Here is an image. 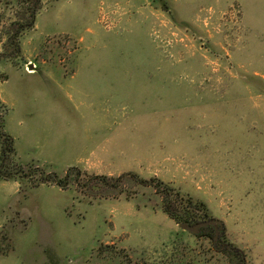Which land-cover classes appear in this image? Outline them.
Listing matches in <instances>:
<instances>
[{
  "label": "rangeland",
  "instance_id": "374dc122",
  "mask_svg": "<svg viewBox=\"0 0 264 264\" xmlns=\"http://www.w3.org/2000/svg\"><path fill=\"white\" fill-rule=\"evenodd\" d=\"M0 264H264V0H0Z\"/></svg>",
  "mask_w": 264,
  "mask_h": 264
},
{
  "label": "trees",
  "instance_id": "16d2710c",
  "mask_svg": "<svg viewBox=\"0 0 264 264\" xmlns=\"http://www.w3.org/2000/svg\"><path fill=\"white\" fill-rule=\"evenodd\" d=\"M37 4L39 3L38 1H36ZM35 10V9H34ZM35 24V22L32 20L31 23H29V26H33ZM4 137V141H5V145L8 149V151L10 153H13L15 155V148H14V140L11 136L9 135H2ZM39 172L41 175V181L43 183H49V182H56L57 184L60 183L62 180V178H60L59 175H57L56 173L53 174H46L42 169L39 168H35L34 172ZM73 172H76L77 178L76 181H80V177H83V175L88 176V174H82L78 168L72 167L68 170V172L66 173L65 177H64V182L68 181L69 178L72 176ZM11 176H14V173H7L5 178H10ZM90 183H88V185L90 184H95L94 181H98L99 184L101 185V187L103 186L104 189L108 188V186H112L115 182L118 183V185H121L123 182L127 181H134L136 180L139 183L142 184H146L148 183L147 180H143L141 179L138 175L136 174H126V175H122L121 177L118 178H110L108 176H90ZM114 181V182H112ZM154 181V186L156 187L157 190L163 192L167 191L166 194L169 195L170 191L168 190L169 188L164 185L162 182L157 181L155 179H153ZM87 185V186H88ZM98 185V184H95ZM179 197V198H178ZM164 209L165 212L171 217L173 218L178 224L181 223H187L190 225H195L198 224L200 222H204V221H208L211 219L206 220V215L204 214H200L199 211L197 212V204L193 203L190 200H185L183 197H181V195H177L176 198L174 199V201H167L164 205ZM212 229L214 230L213 227H207L204 228L200 234V236H203L204 231ZM215 232V230H214ZM222 234V233H221ZM215 244V242H214ZM220 244V240L217 244H215V246H219ZM227 250H230L231 252L237 254L238 251L240 252V250H238L236 247H234L233 245H228Z\"/></svg>",
  "mask_w": 264,
  "mask_h": 264
},
{
  "label": "water",
  "instance_id": "95a60500",
  "mask_svg": "<svg viewBox=\"0 0 264 264\" xmlns=\"http://www.w3.org/2000/svg\"><path fill=\"white\" fill-rule=\"evenodd\" d=\"M179 227L187 232H190L195 235L201 234L202 230L207 227H213L215 230V237L214 242L217 244L220 240L221 233L225 230V225L223 222L217 220V219H211L208 221L200 222L195 225H190L187 223H181L179 224Z\"/></svg>",
  "mask_w": 264,
  "mask_h": 264
},
{
  "label": "crops",
  "instance_id": "0c3cea01",
  "mask_svg": "<svg viewBox=\"0 0 264 264\" xmlns=\"http://www.w3.org/2000/svg\"><path fill=\"white\" fill-rule=\"evenodd\" d=\"M93 157H94V158H92V159H96L95 156H93ZM83 162H84V161H83ZM84 163H85V162H84ZM76 164H78V163H76Z\"/></svg>",
  "mask_w": 264,
  "mask_h": 264
}]
</instances>
